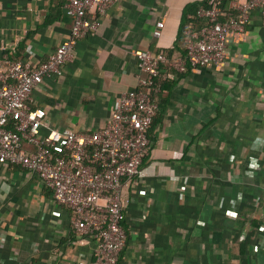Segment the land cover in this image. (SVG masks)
Masks as SVG:
<instances>
[{
  "label": "crops",
  "instance_id": "crops-1",
  "mask_svg": "<svg viewBox=\"0 0 264 264\" xmlns=\"http://www.w3.org/2000/svg\"><path fill=\"white\" fill-rule=\"evenodd\" d=\"M202 1L114 0L97 31L78 42L62 75L33 91L30 106L44 110L50 128H102L121 94L143 76L134 52L180 54L184 8ZM221 2L235 13L245 0ZM64 4L0 0V53L33 66L47 60L72 26ZM160 21L161 35L154 37ZM165 67L160 72L170 73ZM158 98L149 155L121 194L126 244L118 264H264V25L258 11L249 14L244 33L228 36L223 62L175 73ZM70 218L37 178L0 165V264L89 261L92 245L72 231Z\"/></svg>",
  "mask_w": 264,
  "mask_h": 264
},
{
  "label": "built area",
  "instance_id": "built-area-1",
  "mask_svg": "<svg viewBox=\"0 0 264 264\" xmlns=\"http://www.w3.org/2000/svg\"><path fill=\"white\" fill-rule=\"evenodd\" d=\"M113 1L65 0L72 19L69 34L38 65L0 53V165L21 167L50 192V202L70 211L72 231L92 245L91 259L81 264L119 262L126 244L121 194L124 184L141 174L150 152V128L159 110L151 94L162 91L156 79L223 62L228 36L245 32L252 11H258L264 25V0H245L236 5L233 16L225 13L221 0H208L196 11L200 26L184 31L183 54L134 52L143 76L136 88L121 94L105 126L88 133L45 126L44 110L29 104L33 91L45 78L62 75L78 42L97 31ZM162 27V21L156 24L154 37L161 35ZM167 64L172 72L162 74L160 68Z\"/></svg>",
  "mask_w": 264,
  "mask_h": 264
},
{
  "label": "trees",
  "instance_id": "trees-1",
  "mask_svg": "<svg viewBox=\"0 0 264 264\" xmlns=\"http://www.w3.org/2000/svg\"><path fill=\"white\" fill-rule=\"evenodd\" d=\"M207 3H208V0H204L202 2L190 3V4L186 5V7L184 8V11H183V21H182V26H181V30H180L179 39H178L179 42H180V44L182 43L183 36H184V30L186 28H188V27L198 28L200 26L201 20L196 17V11H197V9L200 6H204V7L207 6ZM222 7H223L225 13L228 16H233L235 14L230 9H227V7H226V5L224 3H222ZM182 45H183V43H182ZM181 53L182 54L184 53V48L183 47L181 48ZM166 55L167 56H170V52L167 53ZM165 68L169 72H172V69H171L170 65L167 64ZM165 81H167V80H165ZM165 81H163L160 77L156 79V83L161 86V89H162V84ZM151 95L157 97L158 104H159V98H158L159 94H151ZM154 118H153V121H154ZM10 166H13V165H10ZM13 167H19V166H13ZM19 168H21V167H19ZM252 224L256 228L257 221L253 220L252 221ZM247 242H248V239L246 238L244 241H242L240 243V251H241L242 254L245 252V248H246L245 245H246Z\"/></svg>",
  "mask_w": 264,
  "mask_h": 264
},
{
  "label": "water",
  "instance_id": "water-1",
  "mask_svg": "<svg viewBox=\"0 0 264 264\" xmlns=\"http://www.w3.org/2000/svg\"><path fill=\"white\" fill-rule=\"evenodd\" d=\"M251 228L252 227H251V225L249 223L244 226V228L242 230V233H241V237H240L241 240L244 239L247 236V234H248V232L250 231Z\"/></svg>",
  "mask_w": 264,
  "mask_h": 264
}]
</instances>
